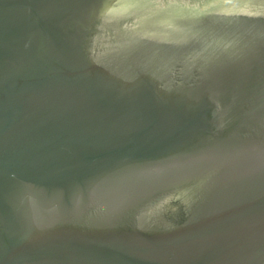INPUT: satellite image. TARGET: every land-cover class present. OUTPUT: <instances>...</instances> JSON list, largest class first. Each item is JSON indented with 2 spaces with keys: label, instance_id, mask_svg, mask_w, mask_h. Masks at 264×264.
I'll return each mask as SVG.
<instances>
[{
  "label": "water",
  "instance_id": "water-1",
  "mask_svg": "<svg viewBox=\"0 0 264 264\" xmlns=\"http://www.w3.org/2000/svg\"><path fill=\"white\" fill-rule=\"evenodd\" d=\"M0 264H264V0H0Z\"/></svg>",
  "mask_w": 264,
  "mask_h": 264
}]
</instances>
